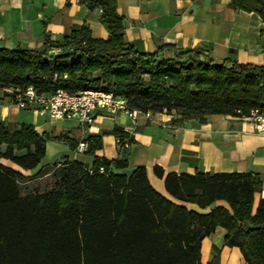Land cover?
Instances as JSON below:
<instances>
[{
	"label": "trees",
	"instance_id": "trees-1",
	"mask_svg": "<svg viewBox=\"0 0 264 264\" xmlns=\"http://www.w3.org/2000/svg\"><path fill=\"white\" fill-rule=\"evenodd\" d=\"M80 1L102 8L109 36L94 38L87 26L73 25L56 54L48 53L47 33L41 50L0 47L3 97L15 102L28 86L44 94L57 88L103 89L122 97L130 109L175 111L177 122L264 111V65L230 58L216 64L207 56L200 59L198 50L169 44L140 51L124 40L116 0ZM230 5L256 12L264 22V0H232ZM166 51L172 56L160 58ZM107 132L127 136L118 127ZM60 136L40 134L32 124L0 122V144L6 145L0 155L33 169L45 155L46 140ZM100 139L94 136L86 152L100 148ZM65 141L75 146L73 139ZM126 168L125 151L113 159L96 157L90 168L64 159L51 171L49 190L23 194L17 171L0 164V264H201L200 241L216 226L226 230L223 245L236 246L246 264H264L263 197L252 213L253 194L262 185L259 174L178 175L154 167L175 200L200 208L224 200L230 208L214 206L201 214L157 192L143 165L130 172ZM213 252L206 264H218L216 247Z\"/></svg>",
	"mask_w": 264,
	"mask_h": 264
},
{
	"label": "crops",
	"instance_id": "crops-1",
	"mask_svg": "<svg viewBox=\"0 0 264 264\" xmlns=\"http://www.w3.org/2000/svg\"><path fill=\"white\" fill-rule=\"evenodd\" d=\"M232 0H116L121 17L124 40L136 49L151 53L160 45H173L177 50L194 49L219 64L230 58L237 62L264 65V22L253 11L231 7ZM102 8L90 7L80 0H0V47L41 50L44 34L50 44L61 42L73 25H85L94 38L106 39L109 30L102 21ZM172 52L160 54L171 57ZM175 111L138 115L133 121L124 113L96 111L93 122L85 130L81 124L64 126L38 114L33 105L20 107L0 94V122L12 126L32 124L40 134L51 137L65 134L74 140L70 147L65 137L45 142V155L33 169H24L0 155V164L17 171L23 194L39 188L40 178L48 175L49 165L60 160L80 161L88 168L96 157L113 159L126 152L130 172L143 165L151 186L165 198L201 214L214 206L230 210L224 200H216L206 208L175 200L165 190L164 174H192L195 171L251 172L262 179L261 189L253 194L252 213L264 198V136L255 133L251 123L226 114H208L174 121ZM118 127L127 133L122 139L107 131ZM61 132V134H60ZM100 136L101 147L87 153V145ZM127 141V146L123 142ZM83 143L82 146H78ZM0 144V152L5 149ZM24 151H16L21 154ZM40 189V188H39ZM226 230L216 226L200 241V263L206 264L218 250V264H246L236 246L223 245Z\"/></svg>",
	"mask_w": 264,
	"mask_h": 264
},
{
	"label": "built area",
	"instance_id": "built-area-1",
	"mask_svg": "<svg viewBox=\"0 0 264 264\" xmlns=\"http://www.w3.org/2000/svg\"><path fill=\"white\" fill-rule=\"evenodd\" d=\"M59 49L54 50L58 52ZM51 52V51H50ZM67 79L66 74L63 75ZM56 78V75H53ZM20 107L33 105L38 114L53 121L74 120L80 124L90 125L94 120L96 111L109 113H124L133 121L138 115L149 117L151 112L130 109L125 100L116 96L113 92L103 89L87 88L76 92H69L64 88L44 94L37 92L32 86H28L16 96L14 102ZM252 124L255 133L264 136V111L259 108L251 109L250 112L240 117ZM83 143H79V147ZM127 146V141L123 142ZM99 171H102L100 167Z\"/></svg>",
	"mask_w": 264,
	"mask_h": 264
},
{
	"label": "rangeland",
	"instance_id": "rangeland-1",
	"mask_svg": "<svg viewBox=\"0 0 264 264\" xmlns=\"http://www.w3.org/2000/svg\"><path fill=\"white\" fill-rule=\"evenodd\" d=\"M59 44H60V42H58V43H51L49 46H48V53H50V54H56V53H59L60 52V46H59ZM56 49H59V51L58 52H54V50H56ZM51 51V52H50ZM203 58V56L201 55L200 56V59H202ZM73 123H78L77 121H74V120H65L64 121V126H70L71 124H73ZM80 124V123H79ZM87 126H88V124H81V128L83 129V130H85L86 128H87ZM60 134H61V132H60ZM61 137H65V134H61ZM62 161H63V159L62 160H60L59 161V163H62ZM54 165L55 164H53V165H49V167H48V170H49V174L48 175H45V176H43V177H41L40 178V185L41 186H39V188L40 189H42V190H44V191H46V190H49L50 189V187H49V184H48V182H49V180H50V177H51V175H52V172L51 171H53V169H54ZM22 185H20V187H21Z\"/></svg>",
	"mask_w": 264,
	"mask_h": 264
}]
</instances>
